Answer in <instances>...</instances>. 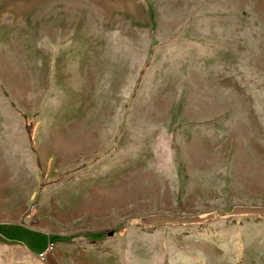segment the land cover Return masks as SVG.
Returning <instances> with one entry per match:
<instances>
[{
	"label": "rangeland",
	"instance_id": "1",
	"mask_svg": "<svg viewBox=\"0 0 264 264\" xmlns=\"http://www.w3.org/2000/svg\"><path fill=\"white\" fill-rule=\"evenodd\" d=\"M0 225V264H264V0H0Z\"/></svg>",
	"mask_w": 264,
	"mask_h": 264
},
{
	"label": "trees",
	"instance_id": "2",
	"mask_svg": "<svg viewBox=\"0 0 264 264\" xmlns=\"http://www.w3.org/2000/svg\"><path fill=\"white\" fill-rule=\"evenodd\" d=\"M226 216H227V215H226L225 213H221V212H212V213H209V214H207V215H203V216H201V217H195V218H191V219H185V221H189V222L194 221V222H195V219H199V220H213L214 218H221V217H226ZM149 219H151V218H149ZM0 226L3 227V225H0ZM145 226H150V225L146 224ZM92 235L99 237V236H105V233L102 232V233H96V234H87L86 236L89 237V236H92ZM16 237H17V240H18V239H21L19 235H17ZM54 238H55V239H63V240L68 239V238H59V237H54ZM43 239H44V238H43ZM51 240H52V239H51ZM43 241H44V240H43ZM19 242H20L21 244H26V242L23 241L22 239L19 240ZM44 242H45V241H44ZM40 243H41V244H44V246L47 247V245L50 244L51 241H48L47 243H42V242H40ZM45 247H44V248H45Z\"/></svg>",
	"mask_w": 264,
	"mask_h": 264
},
{
	"label": "crops",
	"instance_id": "3",
	"mask_svg": "<svg viewBox=\"0 0 264 264\" xmlns=\"http://www.w3.org/2000/svg\"><path fill=\"white\" fill-rule=\"evenodd\" d=\"M74 2H77V3H79V0H74ZM84 5V4H83ZM69 37V36H68Z\"/></svg>",
	"mask_w": 264,
	"mask_h": 264
},
{
	"label": "water",
	"instance_id": "4",
	"mask_svg": "<svg viewBox=\"0 0 264 264\" xmlns=\"http://www.w3.org/2000/svg\"><path fill=\"white\" fill-rule=\"evenodd\" d=\"M112 234V232L108 233V235L110 236Z\"/></svg>",
	"mask_w": 264,
	"mask_h": 264
},
{
	"label": "built area",
	"instance_id": "5",
	"mask_svg": "<svg viewBox=\"0 0 264 264\" xmlns=\"http://www.w3.org/2000/svg\"><path fill=\"white\" fill-rule=\"evenodd\" d=\"M42 255V254H41Z\"/></svg>",
	"mask_w": 264,
	"mask_h": 264
}]
</instances>
